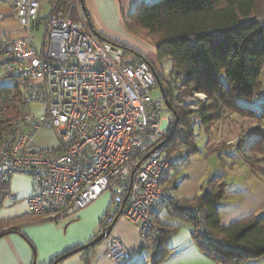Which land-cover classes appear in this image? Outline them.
Listing matches in <instances>:
<instances>
[{"label":"built area","instance_id":"1","mask_svg":"<svg viewBox=\"0 0 264 264\" xmlns=\"http://www.w3.org/2000/svg\"><path fill=\"white\" fill-rule=\"evenodd\" d=\"M43 3L50 6L44 18ZM61 3L14 1L25 34L0 54V78L14 79L23 98L18 114L0 110V184L17 174L30 177L29 211L39 222L74 218L111 193L103 231L122 216L138 226L144 244L155 237L158 212L171 197L161 130L165 99L153 96L157 79L147 61L101 40L83 15L73 19ZM43 129L55 132L58 147L34 142ZM108 239L106 257L132 260L120 240Z\"/></svg>","mask_w":264,"mask_h":264},{"label":"trees","instance_id":"2","mask_svg":"<svg viewBox=\"0 0 264 264\" xmlns=\"http://www.w3.org/2000/svg\"><path fill=\"white\" fill-rule=\"evenodd\" d=\"M76 1L62 0L61 5L75 15ZM129 18L127 27L155 47L157 66L125 46L99 38L136 54L158 73L172 117L163 140L171 169L174 164L187 162L197 151V120L206 126L229 114L255 116V111L244 109L241 100H253L262 87L264 0L143 1ZM197 94L207 97L206 105L200 103L195 111L181 108L179 103ZM22 98L20 86L0 88V110L18 114ZM261 150L258 144L253 146L254 153ZM5 187L0 184V189ZM228 187L223 178H215L194 201L181 203L171 194L165 205L195 226V240L219 264H245L264 258V217L251 216L229 227L222 226L220 205ZM15 223L0 221V235L13 231ZM158 226L155 237L143 244L153 264L164 261L168 254L164 230Z\"/></svg>","mask_w":264,"mask_h":264},{"label":"crops","instance_id":"3","mask_svg":"<svg viewBox=\"0 0 264 264\" xmlns=\"http://www.w3.org/2000/svg\"><path fill=\"white\" fill-rule=\"evenodd\" d=\"M14 1L0 0V54L8 52L11 39L24 37L25 34L15 16ZM143 1L152 3L156 0H80L74 6L78 19L89 17L88 26L97 36L125 46L157 66V53L154 58H148L130 45V40L124 36L127 28L125 17ZM49 13L50 6L42 4L41 16L44 18ZM41 30L42 27L38 29ZM42 32L43 37L44 29ZM7 78H0V87L7 86L3 80ZM193 97L192 110H197L200 103L207 104V100L202 102L198 94ZM171 118L167 119L169 126ZM241 119H244L243 115L229 114L206 126L197 120L195 128L198 127L200 132L206 131L204 147L197 146V151L187 162L174 164L165 184L181 203H190L202 194L208 181L223 178L229 185L220 205L223 227L251 216L264 217V147L261 152H253V146L264 134L255 131L258 128L255 124L246 125ZM245 129L249 131L244 133ZM230 147L237 148L246 161L240 160L235 153L225 156L224 151ZM246 151L248 155L244 154ZM253 158L254 161L251 160ZM227 159L231 162H227ZM253 166L256 170H253ZM32 190L31 178L18 174L10 179L4 189H0V221H16L11 228L14 230L0 237V264H53L60 257L90 243L103 232L102 220L110 207L112 195L106 193L76 217L54 223L39 222L30 214L28 199ZM171 210L172 207L165 205L158 212L157 223L164 230L168 251L166 259L159 264H219L195 240V226ZM112 226L110 236L123 243L125 250L133 256L132 260L121 263L106 257L107 239L57 264H153L150 252L143 248L137 225L121 216ZM245 264H264V258L250 260Z\"/></svg>","mask_w":264,"mask_h":264},{"label":"rangeland","instance_id":"4","mask_svg":"<svg viewBox=\"0 0 264 264\" xmlns=\"http://www.w3.org/2000/svg\"><path fill=\"white\" fill-rule=\"evenodd\" d=\"M133 12H131L129 15H127L124 19L126 27H127V23H130V21H131L129 17ZM74 13H75V15L72 14V11H71V16L73 17V19L78 20V18H77L78 16H76V14H77L76 9H75ZM42 31H43V28L41 31H38L37 35H36V45L39 49L41 48V42L40 41L42 40V33H43ZM124 36H125V38L130 40V42H131L130 45L134 46L135 48H137L138 50L143 52L148 58H154V56L156 54V50H155V47L153 46V44L148 39L141 37L135 31H131L128 27L125 29ZM157 68L159 70L161 69L159 66ZM167 70L168 69H166V73L168 72ZM3 80L6 81L5 84L7 85L4 87H10L11 84H12V86L15 84L14 79H10V78L8 79L7 78V79H3ZM261 84H262V87H261L259 95L257 97L253 98V100H248V99H242L241 100L242 106L244 107V109H251V110L255 111V116L254 117L243 116L244 119H241V120L245 121L246 125H254L255 124V126L258 127L255 131L256 132L260 131L261 133L264 134V67H263L262 75H261ZM0 88H3V86ZM153 96H158V97L162 96L161 90L159 89L158 85H157V88L154 89V91H153ZM193 103H194V97L189 96L182 103H179V105H181V108H183L185 111H188V110L190 111L191 106L194 107ZM165 109H166V111L169 110L166 105H165ZM169 112H170V110H169ZM170 118L171 117H170L169 113L165 112L164 120L162 121V124H161V130H163V131L167 130V128L169 126L167 119H170ZM246 131H249V130L245 129L244 133ZM195 135H196V138H195L196 146L203 148L204 144H205L204 138L206 137V131L203 130L200 132L199 128L196 127ZM255 135L259 136L258 134H255ZM260 136H262V135H260ZM250 139H252V137H250ZM34 142L37 145L44 147V148H56L59 145V141L57 139L55 132L53 130H49V129H43V130L39 131L34 137ZM257 144L261 147H264V139H261V140L259 139V142ZM224 153H225V156H231V154L235 153L239 157L240 160H242V161L245 160V159H243V155L240 154L238 152L237 148H235V147H230L229 150L224 151ZM244 154L248 155L247 151ZM257 157L259 158V156H257ZM254 160H255V158H253V161ZM227 162H231V161H229V159H227ZM256 164H258V162ZM259 164H261V163H259ZM263 166H264V164H263ZM263 166L261 165V167H263ZM253 170H256L255 166H253ZM108 194H109V196H111V193H108Z\"/></svg>","mask_w":264,"mask_h":264},{"label":"water","instance_id":"5","mask_svg":"<svg viewBox=\"0 0 264 264\" xmlns=\"http://www.w3.org/2000/svg\"><path fill=\"white\" fill-rule=\"evenodd\" d=\"M152 69L154 70V74H155V76H156L158 86L160 87L159 89L161 90V95H162V97L165 99V105L168 107V109H170L169 102H168V100H167L166 97H165V93H164V90H163L162 85H161L160 77H159L158 73L156 72V70H155L154 68H152ZM159 147H160V146H159ZM159 147H157V148H159ZM154 151H155V150H153V151L149 152L148 154H146V155L144 156L143 160H145L147 157H149L150 154L153 153ZM134 174H135V171L132 173V177L134 176ZM112 229H113V226H110V227L108 228V230L103 231L100 235H98V236H97L95 239H93L90 243H88V244L84 245L83 247H80V248H78V249H76V250H74V251H72V252H70V253H68V254H66V255H64V256H62V257H60V258L57 259V260L55 261V263H53V264H57L58 262H60V261H62V260H64V259H66V258H68V257L71 256V255H74V254L80 253V252H82V251H84V250L89 249V248L92 247V246L97 245L98 243H100V242H102V241H104V240H107V239L110 237L111 233H112ZM1 236H3V235H0V237H1Z\"/></svg>","mask_w":264,"mask_h":264},{"label":"bare ground","instance_id":"6","mask_svg":"<svg viewBox=\"0 0 264 264\" xmlns=\"http://www.w3.org/2000/svg\"><path fill=\"white\" fill-rule=\"evenodd\" d=\"M80 1V0H79Z\"/></svg>","mask_w":264,"mask_h":264}]
</instances>
